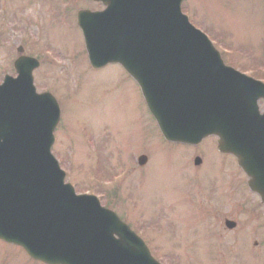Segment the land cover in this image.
I'll use <instances>...</instances> for the list:
<instances>
[{"label":"rangeland","instance_id":"rangeland-1","mask_svg":"<svg viewBox=\"0 0 264 264\" xmlns=\"http://www.w3.org/2000/svg\"><path fill=\"white\" fill-rule=\"evenodd\" d=\"M181 6L229 65L248 76L264 74V0H184ZM101 8L91 0H0V82L15 75L18 45L40 60L33 83L60 107L52 155L65 181L113 210L161 264H264V253H239L254 248L244 240L255 223L242 222L261 210L236 159L218 153L211 137L199 146L204 162L195 167L194 147L163 139L138 86L119 65L89 66L76 13ZM140 154L148 158L143 167L136 163ZM229 199L248 214L239 205L233 215L225 211L223 217L234 216L243 230L225 231L220 222L219 234L210 222ZM0 264L44 263L0 240Z\"/></svg>","mask_w":264,"mask_h":264},{"label":"water","instance_id":"water-1","mask_svg":"<svg viewBox=\"0 0 264 264\" xmlns=\"http://www.w3.org/2000/svg\"><path fill=\"white\" fill-rule=\"evenodd\" d=\"M99 1L105 10L78 13L90 64L120 63L166 139L218 136V150L237 157L264 206V84L223 65L181 13L182 0ZM14 65L18 76L0 85V239L47 264H158L115 214L63 184L50 155L56 102L34 91L36 60Z\"/></svg>","mask_w":264,"mask_h":264},{"label":"flooded vegetation","instance_id":"flooded-vegetation-1","mask_svg":"<svg viewBox=\"0 0 264 264\" xmlns=\"http://www.w3.org/2000/svg\"><path fill=\"white\" fill-rule=\"evenodd\" d=\"M191 153H193L192 154V159H193V163H194V158H196V157H200L201 158V161L197 164V166L196 167H198V166H200L203 162H204V158H203V156H204V153H202V152H191ZM221 154V153H220ZM222 155H224V154H222ZM229 186L228 185H225L224 186V188H228ZM237 200H228L226 203H224L222 206H218L217 207V212L215 211L214 212V215H215V217H217L216 218V220H211V222H210V225H211V227L213 228V227H216L218 230L221 228L222 230H224L223 228H222V226H221V223H224L225 224V221L226 220H230V221H233L234 223H235V226L233 227V228H231V229H226L225 231H233V230H239V231H241V230H243L242 228L243 227H241L240 226V222H239V220L238 219H236L234 216H233V218L232 219H225L226 217H223L224 216V214H225V210H222L221 208H227V212L228 213H231L232 215L237 211V208H238V204H237ZM240 207V206H239ZM222 215V218H220V216L219 215ZM246 219H247V221H244V222H242V223H245V224H250V223H256V224H258L257 226H255V227H253V228H251L250 229V234H251V239H249V240H247V239H245L244 241H245V243L247 244V243H250L251 245H253V249H250V248H248V249H245V248H239V250H240V252L239 253H242V252H247L248 251V254H255V255H258V254H256V253H261V254H263L264 253V227L262 226V222L261 221H259L260 220V217H258V216H247V217H245ZM261 220H262V218H261ZM219 222V226L218 225H216L215 223L216 222ZM221 222V223H220ZM247 229H248V227H247ZM260 232H262L263 233V235H261V237H260V239L259 240H261L260 241V245L262 246V247H260L259 249H257V248H255V245H258V241L259 240H256L255 238L253 239L252 238V236H260L259 235V233ZM219 234H221L220 232H219ZM254 251V252H256V253H254V252H252V251ZM221 255H219V257H220ZM222 257V256H221ZM218 264H220V263H218Z\"/></svg>","mask_w":264,"mask_h":264}]
</instances>
